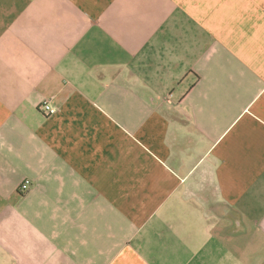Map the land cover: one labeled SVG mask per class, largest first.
<instances>
[{
  "label": "crops",
  "instance_id": "obj_1",
  "mask_svg": "<svg viewBox=\"0 0 264 264\" xmlns=\"http://www.w3.org/2000/svg\"><path fill=\"white\" fill-rule=\"evenodd\" d=\"M0 264H264V0H0Z\"/></svg>",
  "mask_w": 264,
  "mask_h": 264
},
{
  "label": "built area",
  "instance_id": "obj_2",
  "mask_svg": "<svg viewBox=\"0 0 264 264\" xmlns=\"http://www.w3.org/2000/svg\"><path fill=\"white\" fill-rule=\"evenodd\" d=\"M39 110L47 115V116H52L54 114L57 113V108L53 107L52 104H51V101L50 100H45L43 101L40 106H39ZM30 187V181H25L19 188V191L21 193H25L27 192V190L29 189Z\"/></svg>",
  "mask_w": 264,
  "mask_h": 264
}]
</instances>
